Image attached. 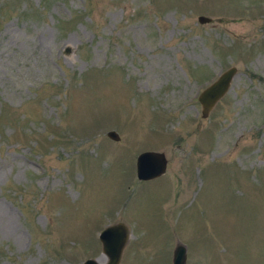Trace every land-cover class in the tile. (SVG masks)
<instances>
[{
    "label": "rangeland",
    "instance_id": "obj_1",
    "mask_svg": "<svg viewBox=\"0 0 264 264\" xmlns=\"http://www.w3.org/2000/svg\"><path fill=\"white\" fill-rule=\"evenodd\" d=\"M117 221V264H264V0H0V264L104 262Z\"/></svg>",
    "mask_w": 264,
    "mask_h": 264
},
{
    "label": "water",
    "instance_id": "obj_2",
    "mask_svg": "<svg viewBox=\"0 0 264 264\" xmlns=\"http://www.w3.org/2000/svg\"><path fill=\"white\" fill-rule=\"evenodd\" d=\"M210 17L198 15V22H207ZM235 74V67L229 66L217 74L197 94V101L200 104V115L205 117L215 101L219 99L228 89L230 80ZM106 136L118 140L119 136L114 130H107ZM135 176L140 180H147L162 174L165 170L166 158L163 152L154 150L140 151L135 157ZM129 232L122 221L106 224L98 232L101 251L106 259L104 262H97L93 258H86L82 264H117L121 250L127 241ZM171 264H185V246L176 241L171 254Z\"/></svg>",
    "mask_w": 264,
    "mask_h": 264
},
{
    "label": "bare ground",
    "instance_id": "obj_3",
    "mask_svg": "<svg viewBox=\"0 0 264 264\" xmlns=\"http://www.w3.org/2000/svg\"><path fill=\"white\" fill-rule=\"evenodd\" d=\"M104 260V256H101V258H98V261H103Z\"/></svg>",
    "mask_w": 264,
    "mask_h": 264
}]
</instances>
